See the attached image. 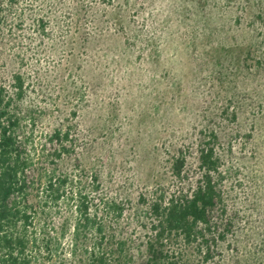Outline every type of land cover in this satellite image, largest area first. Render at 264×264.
I'll list each match as a JSON object with an SVG mask.
<instances>
[{"label": "rangeland", "instance_id": "374dc122", "mask_svg": "<svg viewBox=\"0 0 264 264\" xmlns=\"http://www.w3.org/2000/svg\"><path fill=\"white\" fill-rule=\"evenodd\" d=\"M4 5L0 85L29 166L45 175L54 133L69 131L61 166L98 172L132 240L149 231L155 193L196 185L199 150L217 130L227 198L243 219L239 247L264 264V0ZM180 154L182 180L171 168Z\"/></svg>", "mask_w": 264, "mask_h": 264}, {"label": "trees", "instance_id": "16d2710c", "mask_svg": "<svg viewBox=\"0 0 264 264\" xmlns=\"http://www.w3.org/2000/svg\"><path fill=\"white\" fill-rule=\"evenodd\" d=\"M4 4L0 0V30ZM8 105L0 85V264H248L239 247L243 219L227 198L217 130L199 150L196 185L170 196L155 193L146 212L149 231L130 240L118 224L124 207L101 194L98 172L81 163L72 171L61 166L71 155V133H54L53 166L37 173ZM187 165L186 156L175 157L174 177L184 179Z\"/></svg>", "mask_w": 264, "mask_h": 264}]
</instances>
